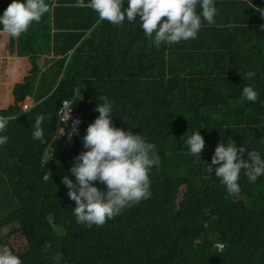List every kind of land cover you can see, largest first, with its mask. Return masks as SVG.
<instances>
[{
  "label": "trees",
  "instance_id": "1",
  "mask_svg": "<svg viewBox=\"0 0 264 264\" xmlns=\"http://www.w3.org/2000/svg\"><path fill=\"white\" fill-rule=\"evenodd\" d=\"M45 2L49 11L19 38L0 33V116L15 117L0 146V244L21 264H50L45 242L62 264H264V176L248 183L242 168L240 191L228 196L203 165L217 142L232 140L264 156V20L247 0H214L215 26L197 36L201 44L155 47L135 21L116 26L74 0ZM8 3L0 0V11ZM217 26L231 28L228 45L204 38ZM248 71L254 76L246 80ZM246 84L258 92L256 103L240 97ZM101 96L113 103L112 124L154 143L160 163L148 173V199L85 227L76 223L60 178L74 179L68 168L84 150L80 137ZM63 101L82 114L71 142L59 137ZM247 104L257 106L255 127L251 112L242 115ZM187 110L193 129L183 118ZM37 114L45 117L43 143L31 137ZM195 130L205 144L198 160L183 143ZM42 159L50 162L43 167Z\"/></svg>",
  "mask_w": 264,
  "mask_h": 264
},
{
  "label": "clouds",
  "instance_id": "2",
  "mask_svg": "<svg viewBox=\"0 0 264 264\" xmlns=\"http://www.w3.org/2000/svg\"><path fill=\"white\" fill-rule=\"evenodd\" d=\"M247 3L264 20V6L257 7L251 0H247ZM73 6L87 7L99 20L116 26L125 21H135L143 34L152 38L155 47H159L161 43L181 44V41L190 39H198L201 44L203 40L197 36L205 29L215 26L214 16L217 11L214 0H74ZM48 11L49 5L45 0H10L0 11V33L9 38H19L33 22L38 23ZM219 28L217 26L210 32H204V38L228 37L231 28H226L223 32H220ZM261 30H264V24L261 25ZM214 51L211 50L210 54ZM176 53V56L182 57V45ZM253 76L254 73L248 71L244 73L243 78L247 80ZM240 97L250 101L249 104L256 103L259 98L258 92L251 84L241 88ZM64 102L68 103V108H63ZM256 108L257 106L247 104L246 111L242 114L246 116L251 112L254 127L258 120ZM112 109V101L101 96L100 102L94 107L98 115L87 124L84 135L80 137L84 150L73 157V162L68 168V173L74 179H70L68 175L60 178L67 189L66 195L74 201L71 212L76 223L85 227L103 225L106 220L118 216L125 208L148 199L151 196L148 173L160 163L154 143L136 131L121 129L112 124ZM217 109V106H212L209 111ZM57 116L61 125L59 137L64 136L71 142L72 135L79 134L81 112L74 106L73 101H63ZM10 119L15 117L0 116V146L8 142V136L2 133ZM44 120L42 114H37L31 125V137L41 143L44 142L41 127ZM183 143L187 146L188 154L198 160L205 147L199 132L193 131ZM261 143H264V140ZM245 152L246 159H242ZM48 162L50 161L42 159V166ZM203 165L208 173H213L214 177L219 179L228 196L239 193L238 180L242 168L248 183H256L264 176V156L259 151L246 150L244 145L238 147L232 140L217 142L210 163ZM243 183L241 182L242 185ZM98 184H102L103 188L97 187ZM42 250L48 254L50 264H62V254L59 251H51L49 243L45 242ZM0 264H21V259L11 250L0 249Z\"/></svg>",
  "mask_w": 264,
  "mask_h": 264
},
{
  "label": "rangeland",
  "instance_id": "3",
  "mask_svg": "<svg viewBox=\"0 0 264 264\" xmlns=\"http://www.w3.org/2000/svg\"><path fill=\"white\" fill-rule=\"evenodd\" d=\"M176 57L179 58V56H176ZM242 114H244V112ZM183 118H185L186 120L189 121V129H193V123H192V121L195 120L194 114L191 111L187 110V112L185 113V115H184ZM179 121H182V120H179ZM10 229H11V226H7V227L3 228L2 231H1V234H5V233L9 232ZM14 237H15V234H12V239L13 240H15ZM0 249L7 250L1 244H0Z\"/></svg>",
  "mask_w": 264,
  "mask_h": 264
},
{
  "label": "crops",
  "instance_id": "4",
  "mask_svg": "<svg viewBox=\"0 0 264 264\" xmlns=\"http://www.w3.org/2000/svg\"><path fill=\"white\" fill-rule=\"evenodd\" d=\"M3 39H6V38H3ZM221 39L223 40V41H222L223 44L228 45V37L223 36V37H221ZM5 44H6V42H5ZM213 53H216V52H213ZM1 56H5V55H4V54L2 53V51L0 50V57H1Z\"/></svg>",
  "mask_w": 264,
  "mask_h": 264
},
{
  "label": "built area",
  "instance_id": "5",
  "mask_svg": "<svg viewBox=\"0 0 264 264\" xmlns=\"http://www.w3.org/2000/svg\"><path fill=\"white\" fill-rule=\"evenodd\" d=\"M63 108H68V103L67 102L63 103Z\"/></svg>",
  "mask_w": 264,
  "mask_h": 264
}]
</instances>
